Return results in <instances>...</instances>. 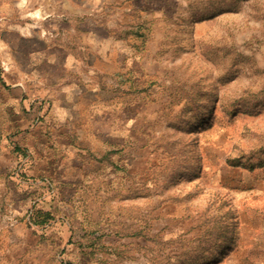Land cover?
<instances>
[{
	"label": "rangeland",
	"instance_id": "obj_1",
	"mask_svg": "<svg viewBox=\"0 0 264 264\" xmlns=\"http://www.w3.org/2000/svg\"><path fill=\"white\" fill-rule=\"evenodd\" d=\"M0 264H264V0H0Z\"/></svg>",
	"mask_w": 264,
	"mask_h": 264
}]
</instances>
